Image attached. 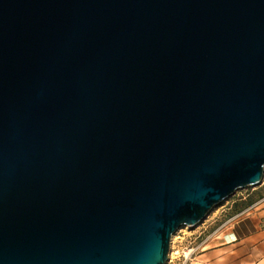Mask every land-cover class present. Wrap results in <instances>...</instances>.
I'll return each mask as SVG.
<instances>
[{
  "label": "water",
  "instance_id": "water-1",
  "mask_svg": "<svg viewBox=\"0 0 264 264\" xmlns=\"http://www.w3.org/2000/svg\"><path fill=\"white\" fill-rule=\"evenodd\" d=\"M264 177V0H0V264H166Z\"/></svg>",
  "mask_w": 264,
  "mask_h": 264
},
{
  "label": "rangeland",
  "instance_id": "rangeland-1",
  "mask_svg": "<svg viewBox=\"0 0 264 264\" xmlns=\"http://www.w3.org/2000/svg\"><path fill=\"white\" fill-rule=\"evenodd\" d=\"M251 218L264 230V177L258 186L243 188L227 198L194 229H179L171 238L166 264H264L261 258L264 249L256 252L254 260L248 259L252 242L247 245L239 240L236 246L222 245L226 243V235L243 229Z\"/></svg>",
  "mask_w": 264,
  "mask_h": 264
},
{
  "label": "crops",
  "instance_id": "crops-1",
  "mask_svg": "<svg viewBox=\"0 0 264 264\" xmlns=\"http://www.w3.org/2000/svg\"><path fill=\"white\" fill-rule=\"evenodd\" d=\"M254 223L255 222L254 220H252V218L246 221V223H244L243 225V229L239 228L238 231L235 230V233L232 232L226 235V243L222 245L224 246L231 244L230 247L236 246L237 244H239V240H241L240 243H243L245 241L247 245L252 242V244L249 245L248 249V259L252 258V260H254L253 258H255V254H257L256 252H258V250L264 249V236H259L261 233H264V230H262V226L258 227V225ZM261 258H264V252ZM258 261H261V259H259Z\"/></svg>",
  "mask_w": 264,
  "mask_h": 264
}]
</instances>
